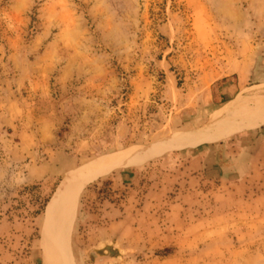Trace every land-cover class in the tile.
Returning <instances> with one entry per match:
<instances>
[{
	"label": "rangeland",
	"instance_id": "rangeland-1",
	"mask_svg": "<svg viewBox=\"0 0 264 264\" xmlns=\"http://www.w3.org/2000/svg\"><path fill=\"white\" fill-rule=\"evenodd\" d=\"M262 101L264 0H0V264H54L46 214L74 173L264 131ZM119 167L75 198L72 264L113 256L82 255L79 224L89 190L104 181L95 196L107 194ZM255 177L247 212L205 217L112 264H264Z\"/></svg>",
	"mask_w": 264,
	"mask_h": 264
},
{
	"label": "crops",
	"instance_id": "crops-1",
	"mask_svg": "<svg viewBox=\"0 0 264 264\" xmlns=\"http://www.w3.org/2000/svg\"><path fill=\"white\" fill-rule=\"evenodd\" d=\"M148 154L117 168L106 179L107 194L96 197L104 181L89 190V209L79 224L86 244L82 255L111 252L100 260L112 264L123 253L172 239L175 231L195 223L203 225L205 217L247 212L253 206L255 176L264 174V131L173 147L153 158ZM259 189L264 197V182Z\"/></svg>",
	"mask_w": 264,
	"mask_h": 264
},
{
	"label": "bare ground",
	"instance_id": "bare-ground-1",
	"mask_svg": "<svg viewBox=\"0 0 264 264\" xmlns=\"http://www.w3.org/2000/svg\"><path fill=\"white\" fill-rule=\"evenodd\" d=\"M258 109L264 113V101ZM151 149L150 152H152ZM146 151V150H145ZM144 152V151H143ZM146 154L127 152L108 158L103 163H93L81 171L76 172L71 178L65 180L54 195L46 214V259L54 258V264H72L70 260V234L71 222L75 206V198L80 188L98 175L103 174L122 164L135 162L145 157ZM100 160V159H99ZM54 244V245H53Z\"/></svg>",
	"mask_w": 264,
	"mask_h": 264
}]
</instances>
